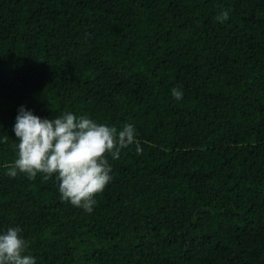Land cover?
<instances>
[{"label": "trees", "instance_id": "16d2710c", "mask_svg": "<svg viewBox=\"0 0 264 264\" xmlns=\"http://www.w3.org/2000/svg\"><path fill=\"white\" fill-rule=\"evenodd\" d=\"M21 107L131 124L142 152L88 213L7 175ZM0 134V233L36 264H264V0H0Z\"/></svg>", "mask_w": 264, "mask_h": 264}, {"label": "clouds", "instance_id": "9594fccd", "mask_svg": "<svg viewBox=\"0 0 264 264\" xmlns=\"http://www.w3.org/2000/svg\"><path fill=\"white\" fill-rule=\"evenodd\" d=\"M215 19L227 21L229 11H221ZM171 95L177 101L183 98L178 87L171 90ZM13 131L16 158L7 166V175L14 178L24 174L30 180L38 174L44 179L55 176L61 199L88 213L93 211L96 195L112 179L108 157L119 159L122 150L133 144L138 154L142 152L133 125L125 124L118 130L67 111L55 118H41L21 107ZM0 136V143L9 139L6 134ZM21 231L20 227H8L0 233V264H36Z\"/></svg>", "mask_w": 264, "mask_h": 264}]
</instances>
